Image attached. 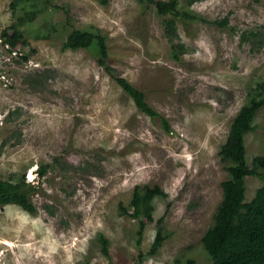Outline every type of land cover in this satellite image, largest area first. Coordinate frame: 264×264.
I'll list each match as a JSON object with an SVG mask.
<instances>
[{
    "label": "rangeland",
    "instance_id": "1",
    "mask_svg": "<svg viewBox=\"0 0 264 264\" xmlns=\"http://www.w3.org/2000/svg\"><path fill=\"white\" fill-rule=\"evenodd\" d=\"M12 1L0 0V32L14 20ZM179 6L207 19L177 21L186 47L179 60L162 18L137 0H50L54 29L43 36L49 26L39 27L45 13L37 16V31L28 28L19 48L27 59L0 41V178L24 176L36 186L34 213L0 208V264L207 263L201 237L227 177L219 147L248 90L264 79V0ZM72 27L107 35V63L145 92L168 130L136 107L93 49H61ZM245 140L251 164L264 152V106ZM246 181L250 198L261 180ZM136 185L165 193L154 199L139 247L138 220L119 208H128ZM161 217L169 236L148 254Z\"/></svg>",
    "mask_w": 264,
    "mask_h": 264
},
{
    "label": "trees",
    "instance_id": "2",
    "mask_svg": "<svg viewBox=\"0 0 264 264\" xmlns=\"http://www.w3.org/2000/svg\"><path fill=\"white\" fill-rule=\"evenodd\" d=\"M104 3L106 0H102ZM144 8L154 7L162 18L164 34L170 43L172 58L179 60L186 49L183 42L178 39L177 21L203 20L196 12L183 9L179 0H137ZM40 2V3H39ZM191 2V0H189ZM50 0H13L10 4L13 22L0 32V41L11 52H17L23 58L20 46L28 44L25 32L32 26L42 12L45 13L40 28L47 27L43 36L50 35L54 29L51 23ZM60 8L56 4L51 5ZM20 8L21 10H19ZM67 18V17H66ZM68 20V19H66ZM46 22V23H45ZM218 23V22H215ZM226 20L221 21L224 25ZM40 29L38 28V31ZM91 48L96 53L97 62L102 65L120 88L134 101L136 107L155 118L158 117L165 129H169L168 121L156 111L146 100L143 90L133 85L127 78L115 73L114 68L107 63L109 52L107 35L98 29H81L72 27L64 36L61 49ZM264 106V79L258 80L247 93L246 102L239 108L234 116L226 139L219 147L220 159L225 163L227 177L221 182L222 199L213 215L211 225L201 237L203 251L209 260L205 264H264V152L255 155L251 164L247 159L246 135L255 128V117ZM47 165H41L38 170L39 177L46 173ZM255 176L261 180L254 195L247 198V177ZM35 184L26 181L24 176L15 179L0 178V208L6 204H15L23 210L34 213L36 207L30 199L35 191ZM164 191L158 185H136L128 208L119 203L123 213L138 220L136 231V245L139 247L147 223L153 221L154 199L164 196ZM169 236L165 229L163 217L157 220V230L151 243L148 254H155ZM102 252L110 257V241L101 234L98 238ZM140 256L144 253L140 252ZM184 264H199L194 258H186Z\"/></svg>",
    "mask_w": 264,
    "mask_h": 264
},
{
    "label": "bare ground",
    "instance_id": "3",
    "mask_svg": "<svg viewBox=\"0 0 264 264\" xmlns=\"http://www.w3.org/2000/svg\"><path fill=\"white\" fill-rule=\"evenodd\" d=\"M8 244V243H7Z\"/></svg>",
    "mask_w": 264,
    "mask_h": 264
},
{
    "label": "water",
    "instance_id": "4",
    "mask_svg": "<svg viewBox=\"0 0 264 264\" xmlns=\"http://www.w3.org/2000/svg\"><path fill=\"white\" fill-rule=\"evenodd\" d=\"M2 208V207H1Z\"/></svg>",
    "mask_w": 264,
    "mask_h": 264
}]
</instances>
